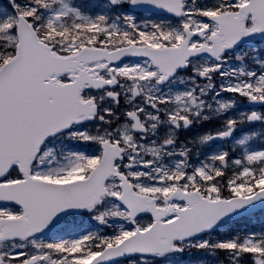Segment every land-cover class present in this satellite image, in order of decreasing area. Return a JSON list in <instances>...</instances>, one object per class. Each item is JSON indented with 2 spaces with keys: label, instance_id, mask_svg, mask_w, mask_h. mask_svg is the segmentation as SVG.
Returning a JSON list of instances; mask_svg holds the SVG:
<instances>
[{
  "label": "snow or ice",
  "instance_id": "6c2138e0",
  "mask_svg": "<svg viewBox=\"0 0 264 264\" xmlns=\"http://www.w3.org/2000/svg\"><path fill=\"white\" fill-rule=\"evenodd\" d=\"M9 4L0 264H264V0Z\"/></svg>",
  "mask_w": 264,
  "mask_h": 264
},
{
  "label": "rangeland",
  "instance_id": "374dc122",
  "mask_svg": "<svg viewBox=\"0 0 264 264\" xmlns=\"http://www.w3.org/2000/svg\"><path fill=\"white\" fill-rule=\"evenodd\" d=\"M83 2L85 4H89V3H92L93 0H83ZM101 2H104L103 0H101ZM1 10H4V9H1ZM87 11V9H85ZM137 19L138 21H142V20H147V19H153V17H150L149 15H145V14H138L137 15ZM264 46V45H262ZM240 103V100L238 101V104ZM251 106L249 105L248 101L245 100V99H242V106L240 108H237V114L241 111H247ZM260 109H264V108H261V106H259ZM258 111H261V110H258ZM212 129H215L216 127H218L219 125L215 124L214 122L213 123H209L208 124ZM246 128H250L256 132H264V126L260 125L259 123H256L254 125H247L245 126ZM198 129H201V126H198ZM193 134L195 135H199L201 134V132H199L197 134V129L195 128L194 130L191 131ZM185 132L183 131V134ZM180 136L181 133H180ZM183 140V139H182ZM225 148H228L229 145L225 144L224 145ZM193 162L195 163L196 162V156L193 155ZM228 175H231V173H229ZM149 219V217L147 215H145V219L143 222H147ZM258 219V220H257ZM69 226L71 227L73 222L71 220H69ZM75 223L76 224H79L80 223V218H76L75 220ZM91 223H95V222H91ZM83 224H84V227L85 228H88L89 226V220L85 217L84 220H83ZM237 228L239 231L241 232H250V231H256V232H259V231H262L264 230V213L260 214L259 217L255 218V217H252L250 220H242L240 221L239 223H237ZM184 257L186 259V261L188 259H192V258H200V264H213V262L216 260V259H219L221 262L224 261V254L221 253L219 254V257L218 258H214V257H210V256H207L206 253H204L203 251H197L195 249H193L191 252H185L184 254Z\"/></svg>",
  "mask_w": 264,
  "mask_h": 264
},
{
  "label": "bare ground",
  "instance_id": "6f19581e",
  "mask_svg": "<svg viewBox=\"0 0 264 264\" xmlns=\"http://www.w3.org/2000/svg\"><path fill=\"white\" fill-rule=\"evenodd\" d=\"M194 130V129H193Z\"/></svg>",
  "mask_w": 264,
  "mask_h": 264
}]
</instances>
